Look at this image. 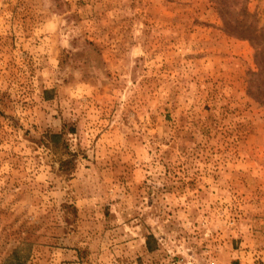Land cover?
Returning <instances> with one entry per match:
<instances>
[{
	"label": "rangeland",
	"instance_id": "obj_1",
	"mask_svg": "<svg viewBox=\"0 0 264 264\" xmlns=\"http://www.w3.org/2000/svg\"><path fill=\"white\" fill-rule=\"evenodd\" d=\"M263 40L264 0H0V264H264Z\"/></svg>",
	"mask_w": 264,
	"mask_h": 264
},
{
	"label": "trees",
	"instance_id": "obj_2",
	"mask_svg": "<svg viewBox=\"0 0 264 264\" xmlns=\"http://www.w3.org/2000/svg\"><path fill=\"white\" fill-rule=\"evenodd\" d=\"M253 48L255 50V63L257 65L258 70L255 72H250L248 74V80H247V85H248V94L254 98V100L261 102L264 104V40L262 44H254ZM62 135V131L58 133H52L51 137L53 139H57ZM58 144V143H56ZM54 147H64V144H58L54 145ZM67 152V151H66ZM68 153V152H67ZM60 166H70L71 160L66 158L63 160H60ZM148 245V243H147Z\"/></svg>",
	"mask_w": 264,
	"mask_h": 264
},
{
	"label": "crops",
	"instance_id": "obj_3",
	"mask_svg": "<svg viewBox=\"0 0 264 264\" xmlns=\"http://www.w3.org/2000/svg\"><path fill=\"white\" fill-rule=\"evenodd\" d=\"M244 264H246V263L244 262Z\"/></svg>",
	"mask_w": 264,
	"mask_h": 264
}]
</instances>
